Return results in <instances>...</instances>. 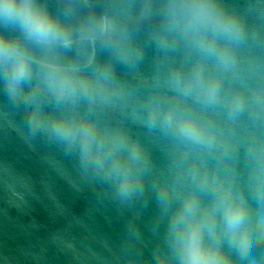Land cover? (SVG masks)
Listing matches in <instances>:
<instances>
[{
  "label": "clouds",
  "instance_id": "9594fccd",
  "mask_svg": "<svg viewBox=\"0 0 264 264\" xmlns=\"http://www.w3.org/2000/svg\"><path fill=\"white\" fill-rule=\"evenodd\" d=\"M264 4L244 10L223 0H62L51 11L40 0H0V24L19 29L20 37L0 33V62L9 91L28 86L57 101L128 96L120 79L140 74L144 48L163 58L166 71L155 86L138 88L143 116L136 121L149 133H161L190 164V184L171 214L169 231L181 250V264H234L222 241L241 264H264ZM31 45L39 55L29 50ZM68 53L73 56L69 57ZM98 57H102L98 59ZM117 64L122 65L118 74ZM45 118L37 105L31 114L38 126ZM82 121V123H81ZM246 124L249 140L242 145L246 182L239 188L211 172L205 158L236 139ZM54 131L70 141L77 137L85 159L126 149L127 162L114 160L119 193L127 198L141 185L133 171L143 163L142 145L122 131L106 132L86 117L60 115ZM130 145V147L128 146ZM99 163V160H98ZM168 185L160 201L171 207ZM160 264L170 258L160 254Z\"/></svg>",
  "mask_w": 264,
  "mask_h": 264
},
{
  "label": "water",
  "instance_id": "95a60500",
  "mask_svg": "<svg viewBox=\"0 0 264 264\" xmlns=\"http://www.w3.org/2000/svg\"><path fill=\"white\" fill-rule=\"evenodd\" d=\"M93 2L102 5L106 0ZM223 2L243 11L250 0ZM40 3L53 12L62 6V0ZM261 20L264 32V10ZM0 33L20 37L24 43L19 29L0 24ZM28 47L38 57L31 45ZM166 63L145 46L140 74L135 79L120 75L129 95H114L108 102L97 98L91 103L86 98L57 101L26 85L14 95L7 88L0 62V264H160L161 253L170 258L169 264H181L182 253L169 226L172 211L185 194L182 185L190 184L187 171L191 166L161 133H149L135 122L137 116L144 115L136 101V89L155 86ZM116 67L119 74L122 65ZM37 105L45 118L34 126L31 114ZM60 115L77 121L86 117L101 131L119 130L139 141L143 163L133 168L142 176L138 190L122 197L119 177L113 173L114 160L127 162L126 149L119 157L109 152L102 160L95 154L85 159L78 137L70 141L54 131ZM260 135L264 137V128ZM248 140L247 125L242 124L227 148L219 147L205 157L213 174L217 169L224 178L236 173L238 188L246 182L242 145ZM165 184L172 190L169 208L160 201ZM222 247L234 264H241L226 239ZM256 255H264V250Z\"/></svg>",
  "mask_w": 264,
  "mask_h": 264
}]
</instances>
